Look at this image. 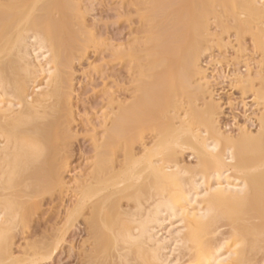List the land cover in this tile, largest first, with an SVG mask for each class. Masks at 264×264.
<instances>
[{"label": "bare ground", "instance_id": "1", "mask_svg": "<svg viewBox=\"0 0 264 264\" xmlns=\"http://www.w3.org/2000/svg\"><path fill=\"white\" fill-rule=\"evenodd\" d=\"M79 3L0 0V264L52 260L80 218L91 241L82 264H264V113L256 135L221 131L222 106L211 92L210 102L203 97L212 83L205 89L200 64L214 25L237 40L251 35L264 51V0H147L155 27L146 37L157 58L148 54L132 102L112 99L92 170L70 184L67 25L73 13L84 15ZM87 46L79 48L86 56ZM130 49L113 55L125 62ZM197 76L204 110L192 103L197 97L181 104L175 96L194 95L187 91ZM259 90L254 100L264 102ZM187 152L193 165L182 160ZM48 192L71 193L56 240L16 252L17 222H28L32 197Z\"/></svg>", "mask_w": 264, "mask_h": 264}, {"label": "rangeland", "instance_id": "2", "mask_svg": "<svg viewBox=\"0 0 264 264\" xmlns=\"http://www.w3.org/2000/svg\"><path fill=\"white\" fill-rule=\"evenodd\" d=\"M146 1L77 0L81 14L84 13V15H80L81 19L78 20H80V23L82 21L84 23H81L82 25L77 23L78 20H75L77 16L73 13V19L71 17L69 22L72 27H70L69 23L67 25L70 37L73 39L68 56L71 65L68 89L70 91L68 92H70L69 94L72 98H70V101L72 103L71 109L74 121L70 124V135L65 141V156L69 168L64 174V178L70 184L74 182L72 179L88 174L92 170L91 166L96 161L97 153L94 146L95 136L98 140L104 134L103 122L108 119L107 113L109 115L111 112L112 99L117 98V101L124 103L132 102V97L138 94V92H135V88L140 83L141 72L148 69L149 64H151L150 61L153 60L151 59L153 57V44L150 43L147 37L151 34L152 30L150 28L155 27V21L151 17L149 18L152 20L148 18L150 12L147 10ZM143 18L148 19L145 21ZM226 23L228 22L226 21ZM83 24L85 25L83 26ZM211 31L216 42L213 41L212 37L209 38V40L211 39L209 41L210 44L208 45L207 43L205 45V49L207 48L206 52H202L203 54L201 53L200 55V58L202 57L200 59L201 69L204 68L202 72H205L204 74L202 73V76L206 75L204 78L207 79H204L206 82L202 80L205 82V89H208L210 87L209 83H212L210 89H208L209 92H205L203 96L199 88H195V86H198L197 82H201V77L197 76L198 78L192 79L190 91H187V93H194L195 96L193 94L189 96V93L183 95V93L177 92H175V96L181 94L178 95L179 97L177 96L181 104L183 102L190 104L187 101H192L193 98L196 99L197 97L195 101L193 99L194 102L192 101V103L197 106V109L200 108L202 110L207 109V99L210 102V99L215 96V101L218 100L219 104L221 103L220 106H222V110L219 111L221 113L217 116L219 117V120L218 118L217 120L221 131L238 139L244 127L256 135L258 132L257 117L264 113L261 110L264 109V102L256 98L254 100V97L260 91L259 89L262 90L264 88V85H262L264 83V51L254 46L251 35H245L237 40L234 31L223 32L215 25L212 26ZM215 36H220L224 40L222 41L218 37L215 38ZM90 40H93V45ZM219 41L222 42L219 43ZM81 45L91 46L86 47L88 56L79 50ZM225 45H228V47H225ZM123 48H126L124 51L132 48L135 52L130 49L129 52L131 51L132 57L125 62L113 55L117 50L116 53L123 52ZM137 51L141 53L137 54L138 57L136 56ZM148 54L152 55V57L148 56ZM144 55H147L146 58H144ZM81 56L83 57L81 58ZM140 56L142 57L140 58ZM149 58L151 60H148ZM153 58L156 59L157 57ZM87 59H89V62ZM136 59L137 62L139 61L138 64ZM139 78L140 80H138ZM241 80L245 81L242 82ZM253 82L256 86L252 85L254 84ZM192 84L195 86L193 87ZM196 89L198 92H196ZM210 92L213 93L212 97ZM201 95L207 99H201L203 98ZM184 96L190 100L183 99L185 98ZM254 102H260V105L256 103L259 105L256 106ZM188 105L186 106L185 104V107L181 105L184 108L182 112L187 109L186 107L189 108ZM256 114L258 115L256 116ZM182 160L191 165L195 163L188 152L183 155ZM70 196V192H48L32 197V205L37 209H33L34 215L27 219L28 222H17V228L13 234L16 252L22 251L19 248H25L27 243H29L30 249L35 251L48 248L53 244L59 229L64 224L61 221L65 217L64 208L68 206ZM72 227L71 229L69 227L70 230L68 229L69 231L65 236L66 241L54 254L53 259L45 261L43 264H82L83 254L91 242L88 226L80 218ZM23 263L31 264L26 259L21 262V264Z\"/></svg>", "mask_w": 264, "mask_h": 264}]
</instances>
